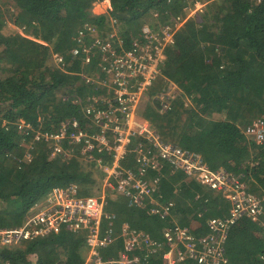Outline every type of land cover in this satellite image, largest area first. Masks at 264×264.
<instances>
[{"label":"trees","instance_id":"1","mask_svg":"<svg viewBox=\"0 0 264 264\" xmlns=\"http://www.w3.org/2000/svg\"><path fill=\"white\" fill-rule=\"evenodd\" d=\"M10 1L16 11L10 21L51 49L12 41L3 34L5 22L0 20V64L8 65L0 75V229L22 225L29 209L53 190L72 185L81 196L100 191L95 162L77 153L52 157L51 147L41 139V134L56 132L72 118L84 125L80 112L87 98L105 93L101 86L78 81L76 73L93 72L95 64L82 69L71 58L77 30L89 23L97 37L105 39L113 21L128 47L129 37L145 28H163L173 16L194 10L196 3L203 7L186 20L166 49L160 76L140 107L142 118L162 141L199 155L212 171L244 179L248 193L264 198V145L247 134L254 123L264 124V0H109L110 10L100 16L89 10L103 0ZM52 53L62 54L63 70L53 64ZM170 84L177 91L162 110L158 94ZM159 200L171 204L164 220L148 215L146 207L131 208L121 201L109 203L108 210L115 225L127 222L161 240L162 231L173 223L199 230L230 209L221 194L179 173L166 172ZM82 237L65 228L44 233L0 248V264H81ZM223 248L230 264H264V228L242 217L230 226ZM148 264L160 260L152 258Z\"/></svg>","mask_w":264,"mask_h":264},{"label":"built area","instance_id":"2","mask_svg":"<svg viewBox=\"0 0 264 264\" xmlns=\"http://www.w3.org/2000/svg\"><path fill=\"white\" fill-rule=\"evenodd\" d=\"M202 7L196 3L191 12ZM173 17L161 29L145 28L129 37L128 47L116 28L105 39L97 37L89 23L77 30V45L69 54L82 69L91 64L95 69L76 75L93 87L101 86L105 93L100 98H87L80 112L86 120L84 125L72 118L56 132L41 134V139L51 147L52 157L69 158L77 153L82 160L95 162L94 169L105 178L101 192L99 196H81L72 185L53 190L20 227L0 229V248L65 228L83 236L81 264H148L152 258H158L160 264H230L223 248L230 226L246 217L264 228V198L248 193L244 179L221 169L212 171L199 155L162 141L140 115L146 92L160 76L166 49L174 44L188 19ZM51 59L60 70L64 69L62 54L52 53ZM169 86L171 92L165 89L158 94L162 110L177 89L174 84ZM247 134L257 145H264L263 123H254ZM166 172L182 174L187 181L221 194L230 208L226 216L207 220L199 230L173 223L162 231L161 240L127 222L115 225L114 215L108 210V196H121L131 208L146 207L148 215L162 220L170 216L171 204L159 200ZM117 244V250H110Z\"/></svg>","mask_w":264,"mask_h":264},{"label":"rangeland","instance_id":"3","mask_svg":"<svg viewBox=\"0 0 264 264\" xmlns=\"http://www.w3.org/2000/svg\"><path fill=\"white\" fill-rule=\"evenodd\" d=\"M12 2L10 0H0V20L4 21L5 22V25H4V30H3V34L6 35V36H10L12 37V41H15L16 42V39H18L17 42H24L25 41H30V42H34L38 45H41V47H45L46 49H51V45L47 44L46 42L40 40L39 38H35L33 36V33H30V31L28 30H22L20 27L16 26L11 20V15L12 14H15V10L14 8H11L10 4ZM2 4V6H1ZM110 10V2L109 0H103V1H99V2H95L92 6V8L89 10V13L91 14H94L96 16H100V15H107L108 11ZM194 12H191V11H186V16L187 18H190L192 16ZM113 21L109 22V28L112 30V28H116L113 24H112ZM159 24V23H158ZM107 27V24L106 26ZM109 32H106V35L109 34ZM4 64V63H3ZM3 64H0V75H4L5 72H6V68L8 65H3ZM91 73V71H90ZM79 83L82 82V80H78ZM167 92H171L172 90V87L171 86H166ZM152 91V89H151ZM177 91V89L175 90V92ZM150 92V91H149ZM157 94V93H156ZM148 95V94H147ZM58 99H62V96H57ZM186 104H189L187 101H185ZM187 106V105H186ZM188 107V106H187ZM186 107V108H187ZM142 108V107H141ZM139 112H140V115L142 116V111L141 109H139ZM30 128V126L28 125L27 128ZM171 143V142H170ZM24 144V142L22 141V145ZM28 146V144L26 145ZM96 176H95V179L97 181V184L100 188V191L98 194H96L95 196H99L100 192H101V186L104 182V177L101 176V174L96 171ZM111 196V195H110ZM121 196H116V197H107V202L111 204V202H120L121 201ZM46 199V198H45ZM45 199L39 201V202H36L33 206V208L27 212V215H25L24 217H29L31 214H33V212H36L41 206H43L44 202H45ZM1 212H4L3 210H0ZM2 219L4 221H6V216L4 214L1 215ZM25 222L24 218L22 220V223ZM21 226V225H20ZM18 226V227H20ZM17 228V227H16Z\"/></svg>","mask_w":264,"mask_h":264},{"label":"crops","instance_id":"4","mask_svg":"<svg viewBox=\"0 0 264 264\" xmlns=\"http://www.w3.org/2000/svg\"><path fill=\"white\" fill-rule=\"evenodd\" d=\"M146 96H147V95H145V97H146ZM145 97H144V99H143V102H142V103H144V101H145ZM141 105H142V104H141ZM121 202H125L123 198H121ZM83 257H84V254H83Z\"/></svg>","mask_w":264,"mask_h":264},{"label":"bare ground","instance_id":"5","mask_svg":"<svg viewBox=\"0 0 264 264\" xmlns=\"http://www.w3.org/2000/svg\"><path fill=\"white\" fill-rule=\"evenodd\" d=\"M33 208V206L29 209V211Z\"/></svg>","mask_w":264,"mask_h":264}]
</instances>
